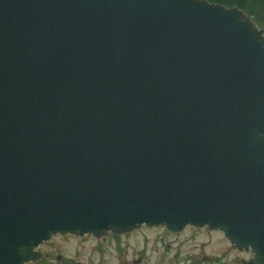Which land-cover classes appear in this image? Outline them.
I'll use <instances>...</instances> for the list:
<instances>
[{
	"label": "water",
	"instance_id": "water-1",
	"mask_svg": "<svg viewBox=\"0 0 264 264\" xmlns=\"http://www.w3.org/2000/svg\"><path fill=\"white\" fill-rule=\"evenodd\" d=\"M141 224L264 264V29L208 0H0V264Z\"/></svg>",
	"mask_w": 264,
	"mask_h": 264
},
{
	"label": "rangeland",
	"instance_id": "rangeland-1",
	"mask_svg": "<svg viewBox=\"0 0 264 264\" xmlns=\"http://www.w3.org/2000/svg\"><path fill=\"white\" fill-rule=\"evenodd\" d=\"M38 249L46 255L23 264H244L238 259L254 257L223 230L193 225L173 231L141 224L101 236L56 234Z\"/></svg>",
	"mask_w": 264,
	"mask_h": 264
},
{
	"label": "trees",
	"instance_id": "trees-1",
	"mask_svg": "<svg viewBox=\"0 0 264 264\" xmlns=\"http://www.w3.org/2000/svg\"><path fill=\"white\" fill-rule=\"evenodd\" d=\"M212 3H220L227 7H238L261 28H264V0H208Z\"/></svg>",
	"mask_w": 264,
	"mask_h": 264
}]
</instances>
